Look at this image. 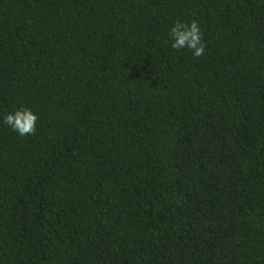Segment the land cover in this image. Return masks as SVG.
I'll return each instance as SVG.
<instances>
[{
	"label": "trees",
	"instance_id": "trees-1",
	"mask_svg": "<svg viewBox=\"0 0 264 264\" xmlns=\"http://www.w3.org/2000/svg\"><path fill=\"white\" fill-rule=\"evenodd\" d=\"M0 264H264V0H0Z\"/></svg>",
	"mask_w": 264,
	"mask_h": 264
}]
</instances>
